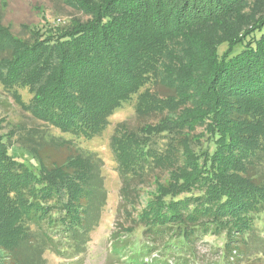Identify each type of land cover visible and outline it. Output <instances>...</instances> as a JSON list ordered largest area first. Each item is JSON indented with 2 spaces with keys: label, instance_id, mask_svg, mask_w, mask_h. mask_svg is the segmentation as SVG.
<instances>
[{
  "label": "trees",
  "instance_id": "trees-1",
  "mask_svg": "<svg viewBox=\"0 0 264 264\" xmlns=\"http://www.w3.org/2000/svg\"><path fill=\"white\" fill-rule=\"evenodd\" d=\"M246 7L247 0H97L83 3L84 23L31 30L29 39L0 22V84L29 90L31 102L19 105L35 121L92 138L141 90L137 117H158L135 131L117 124L110 138L119 207L131 225L112 235L117 263L203 264L196 245L211 235L224 245L210 264H244L264 246L255 227L264 215V0L251 16L240 12ZM244 16L227 36L170 48L199 27ZM149 83L171 94L148 104ZM202 137L205 147L194 148ZM18 142L36 170L0 139V264H45L46 251L83 254L106 202L103 162L36 128ZM135 227L141 241L132 240Z\"/></svg>",
  "mask_w": 264,
  "mask_h": 264
},
{
  "label": "rangeland",
  "instance_id": "rangeland-1",
  "mask_svg": "<svg viewBox=\"0 0 264 264\" xmlns=\"http://www.w3.org/2000/svg\"><path fill=\"white\" fill-rule=\"evenodd\" d=\"M96 1L97 0H0V22L2 26L9 28L13 36L29 39L31 30V32H33L39 29L44 31L47 28H66L71 26L75 21L84 23L89 20L90 17L84 13L85 10L82 9L83 3L92 4L96 3ZM261 2L262 0H254L253 4H256L257 8L260 10ZM253 4L250 0H247V11L244 9L240 11L242 15L248 14L251 16L250 11L252 10ZM245 18V16L238 20L237 17L230 18L223 22L219 28L213 26L199 27L190 32L187 38L171 41L170 48L172 51L180 50L182 48L181 41L188 42L189 39H198L208 34H215V36L219 34L223 36L224 33H227V36L228 32L243 24V22H246L247 18ZM189 47H193L191 42ZM225 49V44L221 45L219 52ZM203 56L204 53L202 54V57ZM201 61L199 62L200 68L204 66L203 61ZM167 70L168 67L166 64L159 66V72L161 73L160 80L162 81L161 84L164 86L170 80L169 75H167ZM145 88L149 90V95L154 98L152 100H147L148 104H156V98L165 99L167 95L171 94L168 89L153 83H149ZM144 93L145 92L141 90L137 95L132 96L128 101L124 102L108 119V125L100 134L92 138H76L70 134H61L56 129L46 127L43 123L32 119V117L21 108L19 105L20 102L27 105L31 102L33 97L26 87L16 86L8 90L0 84V139L3 138L5 142H9L11 147L9 152L10 156H17L19 161L24 162L26 168L36 170L35 161L20 147L18 142L25 130L36 128L39 132L44 131V133H49L56 137H64L65 139L73 140L77 147L86 152L94 153L103 162L101 176L106 191V202L102 207L98 223L93 226L89 233V241L86 244L85 252L79 256H74L69 250L61 254L54 253L53 251H46L43 254L45 264H120L116 262V258L111 253L112 235L115 232H119V224H124L126 227L131 225L125 219L126 216L123 215L119 207L118 191L120 188V181L116 172V163L114 162L113 154L109 148V142L117 124L124 123L129 130L135 131L144 124L157 122V115L143 118H139L136 115L135 106L138 95ZM201 133L202 129H197L193 134L197 137ZM205 139V137H202L198 142V146L193 144L194 148H204L206 144ZM151 191L152 188L149 189V185L143 188V194L140 199L141 203L145 200H149L147 198H149ZM136 209L139 210L140 206L137 205ZM255 227L257 233L261 237H264V215L257 217ZM134 229L136 239L132 240L136 242L141 241V228L135 227ZM223 245L224 239L222 237H213L212 235L205 237L203 241H199L196 245V249L199 252L197 261H203V264L219 262L220 260L218 257L221 255ZM256 253L257 254L251 257L250 261H245L244 264H264V246L259 247ZM155 255L156 254H152L151 256H153V258L159 256ZM0 256H2L1 253ZM202 256H204V258H202ZM166 258L173 259L172 257L165 256L164 260ZM169 261L170 260H168V262Z\"/></svg>",
  "mask_w": 264,
  "mask_h": 264
}]
</instances>
